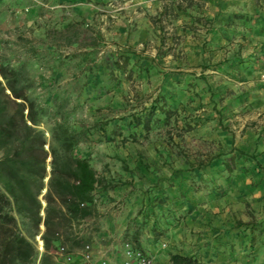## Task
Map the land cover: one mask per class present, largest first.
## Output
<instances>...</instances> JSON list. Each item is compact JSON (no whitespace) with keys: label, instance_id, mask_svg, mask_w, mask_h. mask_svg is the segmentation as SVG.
I'll list each match as a JSON object with an SVG mask.
<instances>
[{"label":"rangeland","instance_id":"rangeland-1","mask_svg":"<svg viewBox=\"0 0 264 264\" xmlns=\"http://www.w3.org/2000/svg\"><path fill=\"white\" fill-rule=\"evenodd\" d=\"M40 1L0 0V53L47 139L55 118L80 133L74 154L99 179L84 219L97 258L131 242L152 264H264V174L231 150L264 166V0ZM155 102L174 113L136 124Z\"/></svg>","mask_w":264,"mask_h":264},{"label":"trees","instance_id":"trees-1","mask_svg":"<svg viewBox=\"0 0 264 264\" xmlns=\"http://www.w3.org/2000/svg\"><path fill=\"white\" fill-rule=\"evenodd\" d=\"M29 87L0 53V264H54L49 251L60 237L66 243L62 230L74 234L75 226L92 214L96 202V171L89 158L74 154L80 133L66 120L55 118L48 140L38 127L44 110L29 95ZM155 111L166 119L174 113L155 102L144 119L136 118V124L147 129ZM231 150L251 158L264 174V166L253 151L234 146ZM221 156L220 152L211 154L197 160L195 167ZM223 164L232 170L230 160H223ZM20 224L27 226L26 232ZM37 234L43 246L38 259L31 242ZM169 260L171 264L196 263L195 257L180 253L170 254Z\"/></svg>","mask_w":264,"mask_h":264},{"label":"built area","instance_id":"built-area-1","mask_svg":"<svg viewBox=\"0 0 264 264\" xmlns=\"http://www.w3.org/2000/svg\"><path fill=\"white\" fill-rule=\"evenodd\" d=\"M38 5H44L40 0H30ZM264 61V54H262ZM264 77V73H262ZM86 224L82 219L76 226L74 234L81 239V245L69 246L62 242L60 237L57 245L49 253L54 264H152L150 255L141 248L135 247L131 242H124L121 247V258L118 262L99 260L92 244L86 241ZM41 244V249H42ZM40 256V255H39Z\"/></svg>","mask_w":264,"mask_h":264},{"label":"bare ground","instance_id":"bare-ground-1","mask_svg":"<svg viewBox=\"0 0 264 264\" xmlns=\"http://www.w3.org/2000/svg\"><path fill=\"white\" fill-rule=\"evenodd\" d=\"M42 241L40 238H38V245L41 247Z\"/></svg>","mask_w":264,"mask_h":264},{"label":"water","instance_id":"water-1","mask_svg":"<svg viewBox=\"0 0 264 264\" xmlns=\"http://www.w3.org/2000/svg\"><path fill=\"white\" fill-rule=\"evenodd\" d=\"M47 179V178H46ZM43 192H45V189L43 190ZM43 214V212H41ZM41 229L43 230V225H41Z\"/></svg>","mask_w":264,"mask_h":264}]
</instances>
